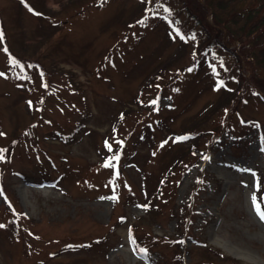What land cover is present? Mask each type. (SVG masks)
Segmentation results:
<instances>
[{
    "label": "rangeland",
    "instance_id": "obj_1",
    "mask_svg": "<svg viewBox=\"0 0 264 264\" xmlns=\"http://www.w3.org/2000/svg\"><path fill=\"white\" fill-rule=\"evenodd\" d=\"M223 14L204 0H0V264H264L242 171L264 196V66ZM225 92L191 139L186 124Z\"/></svg>",
    "mask_w": 264,
    "mask_h": 264
},
{
    "label": "trees",
    "instance_id": "obj_2",
    "mask_svg": "<svg viewBox=\"0 0 264 264\" xmlns=\"http://www.w3.org/2000/svg\"><path fill=\"white\" fill-rule=\"evenodd\" d=\"M242 1L245 0H204L205 3L211 6L214 5L215 8L222 9L224 11L222 17L216 18L214 16V20H216L215 24L224 27L229 35V39L231 40L240 39L239 42L242 43L241 39L245 37L247 39L246 42L249 43L246 46H251V51L249 52V54H252L251 56L256 62L264 66V14L261 15L259 18L253 17L254 14H256L257 12L261 13V9L264 6V0H262V2L260 3V5L257 6V8L249 7V5H241L240 2ZM230 3L232 4L231 9H225V5H230ZM237 3H239L238 8L235 7ZM234 14H239V17L243 18L242 26L239 27V33L236 29H233L231 26L228 25L230 17H232ZM205 28L207 32L212 31V28L209 27L207 23H205ZM247 47L245 48L247 49ZM252 50H256V54L252 52ZM258 84L259 86L263 87L264 81H259ZM231 97L232 95L229 94V92H225L224 94L220 95V97H218L209 107H207L208 109L202 112L200 116L197 115L193 117V119H190V123L186 124V126L188 127L187 129H189L187 133L194 135V137L191 139H197V132L202 131V127L204 124L207 123L209 116L215 114L216 111H224L230 106ZM180 134L181 133L177 135ZM196 143L197 142H192L193 145H195ZM189 151V147H181L178 150V156H176L175 158L183 159L188 155ZM148 208L149 207H147V211H149ZM216 251L220 252L218 248H216ZM225 258L228 257L225 256Z\"/></svg>",
    "mask_w": 264,
    "mask_h": 264
},
{
    "label": "snow or ice",
    "instance_id": "obj_3",
    "mask_svg": "<svg viewBox=\"0 0 264 264\" xmlns=\"http://www.w3.org/2000/svg\"><path fill=\"white\" fill-rule=\"evenodd\" d=\"M23 2V0H22ZM149 2H151V0H149ZM29 11H33L31 8H29ZM165 12H168L169 10L167 8L164 9ZM36 15H39V13H34ZM156 14V13H153ZM138 23H143V21H139ZM174 31L176 32L177 35H180L179 30L178 29H174ZM181 39H184L185 37L183 35H181L180 37ZM194 38V37H193ZM5 39V35L3 33V31H0V43H2ZM4 52H8L7 48L3 49ZM12 62L13 63H17V61H15L14 58H12ZM31 67V66H29ZM192 69H188V71H191ZM220 87H223V81H219L217 83V89H219ZM29 104L31 105V102H29ZM151 104L155 105L157 104V100H153L151 101ZM0 135H3L2 133H0ZM177 140H181V139H187V137H178L176 138ZM118 143L122 144V141H119ZM106 146L109 148V150L111 151V145H108L106 142ZM262 151H264V147H262L261 149ZM7 152V149H0V161H4L6 159L5 153ZM111 160H115L118 161L119 160V155H115L111 158ZM111 160L109 162H106L104 167H114L115 165L111 164ZM242 171H246V172H250L253 177L255 178V183H254V189L255 191L252 193V205L253 208L256 212V214L259 216V218L264 221V208L261 207V201H264V196H261L259 199L256 195L257 192L261 191V181L260 179L257 177V174L255 172H253L251 169H242ZM118 175V173H117ZM115 191V190H114ZM0 195H2V193H0ZM112 199H116V197H112ZM144 207H147L146 205ZM4 225H0V228H3ZM131 231V230H129ZM132 243H135L134 240H131ZM179 243H183V241H179ZM141 252H145V249H140Z\"/></svg>",
    "mask_w": 264,
    "mask_h": 264
}]
</instances>
